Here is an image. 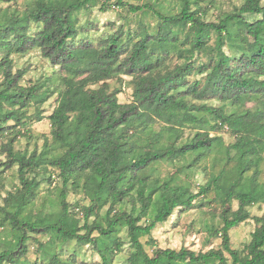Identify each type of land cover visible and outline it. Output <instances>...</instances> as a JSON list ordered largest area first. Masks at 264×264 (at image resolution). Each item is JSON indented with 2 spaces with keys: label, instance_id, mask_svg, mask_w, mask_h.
<instances>
[{
  "label": "trees",
  "instance_id": "trees-1",
  "mask_svg": "<svg viewBox=\"0 0 264 264\" xmlns=\"http://www.w3.org/2000/svg\"><path fill=\"white\" fill-rule=\"evenodd\" d=\"M178 2L179 9L170 11L161 2L36 0L21 14L0 15V131L7 121L24 125L39 94L37 84L20 83L24 71H12L10 55L39 49L56 69L51 92L58 94L47 116L49 143L30 153L15 151L13 137L5 145L19 184L0 205L1 223L15 230L13 246L0 251V264H40V258L44 264H65L51 248L68 240L91 244L100 258L92 264H112L125 242L131 247L125 264H264V217L253 218L257 226L244 253L231 247L229 236L231 228L250 217L248 207L264 204V4L239 0L231 11L208 21L201 0ZM97 4L101 11L126 8L139 19L134 28L128 22L126 29H113L94 45L78 34L76 13ZM144 17L151 20L142 22ZM115 76L132 77L131 101L120 103L118 90L110 89L107 80ZM212 97L222 105H209ZM250 100L257 106L245 107ZM156 121L163 123L159 130L152 126ZM185 127L192 132L182 138ZM225 128L235 138L228 145L218 133ZM165 131L174 140L156 147ZM210 153L223 165L196 191L177 173L162 181L145 176L161 161L190 158L180 168L189 170ZM33 172L60 184L61 212L55 220L51 214L25 211L40 183L30 176ZM71 190H80L88 204L72 208ZM208 195L223 207L222 226L215 232L220 246L199 252L155 249L149 255L141 238L175 209L190 208L197 197ZM233 200L236 209L230 207ZM156 201L154 214L147 217ZM33 234L49 240L37 245L39 260H20Z\"/></svg>",
  "mask_w": 264,
  "mask_h": 264
},
{
  "label": "rangeland",
  "instance_id": "rangeland-1",
  "mask_svg": "<svg viewBox=\"0 0 264 264\" xmlns=\"http://www.w3.org/2000/svg\"><path fill=\"white\" fill-rule=\"evenodd\" d=\"M36 0H9L0 1V15L6 13L9 15L11 12H18L21 14L24 10L30 9L35 4ZM126 2L134 5H141L144 3L161 4L166 10L177 11L179 9L178 0H125ZM264 4V0H260ZM239 0H201V7L205 9L203 18L208 21H216L220 12L231 11ZM139 19L136 14L130 13L126 8H116L111 6L106 11H101L98 4L89 6L88 9L79 10L76 13V23L78 34L83 37L89 38L94 45H97L103 34L118 28H127V23L130 22V28H134V20ZM149 17L142 18V22L150 21ZM32 30L35 32L36 27L33 25ZM214 37L210 40L213 44ZM1 55V53H0ZM174 56V55H173ZM12 60V71L23 70L24 74L20 83L25 86L37 84L38 96L36 101L29 105L27 109V118L24 125H16L14 121H7L4 131H0V205H3V198L9 193L13 192L14 188L19 184L17 177V167L9 166L8 152L4 151L5 145L8 140L13 137L12 143L15 151L30 153L33 150L39 151L43 148L45 143L51 141L50 124L47 116L51 113L56 105L57 93L51 91L55 87L53 76L55 67L52 66L47 59H45L39 49L32 48L23 53H15L10 55ZM174 59L176 57H173ZM53 76V77H52ZM51 77L52 81H47ZM2 75L0 73V81ZM111 90H118L117 98L120 103H127L133 99V83L130 76H115L107 80ZM39 99H44V102L39 103ZM186 99L190 100L189 97ZM209 105L219 106L222 101L212 97L207 100ZM257 106V101L250 100L245 103V107L254 108ZM226 108L230 106L227 104ZM40 113V115L38 114ZM163 125L162 122L156 121L152 124L155 130H159ZM140 128V127H139ZM153 129V130H154ZM154 130V131H155ZM192 129L189 127L183 128L182 138H187L191 135ZM224 144L228 145L235 141L234 136L222 129L218 131ZM7 134V135H6ZM175 136L165 131L156 141V147H164L173 141ZM217 156L215 153H210L204 159L193 162L189 170L180 171L181 166L188 164L191 159H181L180 161L170 162L161 161L153 164L147 171L145 176L148 181L164 180L169 178L172 174L179 175V181L188 183L192 191H196L199 184H205L211 172L218 171L223 164H217L213 157ZM260 179H264V163L261 164ZM47 170H52V167H47ZM36 175L39 180V185L35 188V197L26 205L25 211L32 210L42 214H51V219L55 220L60 214V204L58 194L60 192V184L57 182L55 185L47 181V177L33 172L30 176ZM186 175H189V181L186 182ZM46 177V179H42ZM68 202L73 207L83 206L88 204V199L80 190H71L67 196ZM238 202L231 201V209L237 208ZM159 205V201L154 202L147 217H152L155 209ZM222 205L219 201L208 195L204 198L197 197L194 200L193 206L187 209H175L173 215L165 222L157 224L151 231L150 235L141 238L145 243V250L152 255L155 249H175L187 248L196 252L206 251L210 248H218L220 246V234L216 235L215 232L219 231L222 226ZM250 217L241 222L237 226L229 230L231 247L244 253L245 247L250 240L251 233L257 226L254 217H264V204H254L248 207ZM0 214V251L8 249L13 246L12 239L14 229L6 223H1ZM34 239L27 241V253L24 258L28 262L39 260L41 250L37 248L39 243L45 244L49 238L46 235L33 234ZM65 264H92L98 261L99 255L91 244H81L75 240H68L65 242L56 241L51 248ZM131 247L130 244L125 242L122 251L113 256L112 264H125V257L128 255ZM40 264H44L41 261ZM39 264V263H38Z\"/></svg>",
  "mask_w": 264,
  "mask_h": 264
}]
</instances>
